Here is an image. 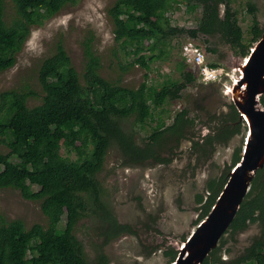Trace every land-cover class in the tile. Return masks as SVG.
Returning a JSON list of instances; mask_svg holds the SVG:
<instances>
[{
  "label": "trees",
  "instance_id": "1",
  "mask_svg": "<svg viewBox=\"0 0 264 264\" xmlns=\"http://www.w3.org/2000/svg\"><path fill=\"white\" fill-rule=\"evenodd\" d=\"M75 1L12 0L13 12L7 14L6 1L0 0V71L15 64L31 25L43 23L65 4ZM180 3L185 4L188 12L201 8L197 27L172 24L167 13ZM247 7L253 42L264 28L259 25L255 3L248 1ZM108 13L113 19L117 43L134 56L130 65L138 63L147 71L152 61L167 54L172 37L184 32L192 37L219 33L243 55L251 47L244 40L238 9L231 0H115ZM92 41L93 36L84 43L82 73L73 65L62 41L53 54L43 59L38 71L42 86L39 103L29 104V99L38 95L33 89L10 88L0 93V143L9 149L0 151V188L14 187L26 198L40 199L42 210L50 219L48 227L37 222L27 228L21 219L0 222V264H90L75 234L80 219L91 213L98 215L107 241L133 230L103 200L99 172L111 143L116 142L133 161H165L167 157L157 153L165 135L175 138L177 144L192 138L188 129L193 124L187 108L177 112L169 124L162 116L163 105L181 96L187 84L196 80L195 72L185 68L184 59L179 60L183 81L173 79L152 88L146 79L138 87H127L101 74V57ZM210 65L220 66L218 62ZM128 66L122 65V69ZM261 102L264 104V94ZM229 107L228 116L234 122L239 119V112L233 103ZM130 115L142 126L149 120L155 121L143 147L136 143L134 134L122 127L121 119ZM232 122L215 125V132L206 133L204 139H229L237 129L231 126ZM63 147L75 151L77 158L64 156ZM240 159L241 155L236 153L235 164ZM227 179L228 175H224L209 181V195L202 205L200 219L209 213ZM61 211L66 212L64 224L57 217ZM255 222L261 226V235L242 253L222 260L218 254L224 243L222 235L218 246L201 264H264V167L257 171L226 232L235 234ZM175 251L167 250L174 253L173 258ZM107 263L105 253L100 252L93 264Z\"/></svg>",
  "mask_w": 264,
  "mask_h": 264
},
{
  "label": "rangeland",
  "instance_id": "2",
  "mask_svg": "<svg viewBox=\"0 0 264 264\" xmlns=\"http://www.w3.org/2000/svg\"><path fill=\"white\" fill-rule=\"evenodd\" d=\"M5 1L7 14H10L13 12L12 0ZM114 1L68 2L43 23L31 25L29 36L16 54L15 64L0 71V93L10 88L33 89L38 95L32 96L29 104L39 103L42 86L38 71L43 59L53 54L59 41H62L73 65L82 73L84 43L91 36L93 48L101 57V74L127 87H138L146 79L152 88L173 79L185 80L179 60L183 59V43L191 38L201 44L208 63L218 62L226 70L245 57L219 33L192 37L184 32L172 37L167 54L152 61L149 71L138 63L130 65L134 56L127 53L114 37L113 19L108 13ZM248 1L255 3L259 25L264 28V0H231L232 6L238 9L244 40L251 46L254 41L250 31L252 19ZM223 13L224 5H221V15ZM200 14V7L188 12L183 3L167 13L173 25L185 28L197 27ZM122 65L129 66L123 70ZM185 68L195 72L196 80L187 84L181 96L163 105L162 116L169 124L177 112L187 108V116L193 124L188 129L192 138H184L177 144L175 138L165 135L157 147V153L167 157L165 161L150 158L136 162L124 154L116 142L111 143L99 172L103 200L118 219L133 230L107 241L98 215L91 213L80 219L75 234L82 242L90 264L96 262L100 252L105 253L107 264H172L179 246L202 220V205L209 195V181L229 176L235 165L236 153L242 156L248 124L241 118L232 122L228 116L231 111L229 104L233 103L231 96L225 93L222 83H204L197 65L186 63ZM261 106L264 107V104L261 103ZM223 121L232 122L234 128L237 126L232 136L227 140H205L206 133L215 132L214 126ZM154 123V120H149L142 126L133 115L121 119L124 130L134 134L136 143L141 147L145 146ZM8 150L0 143L1 152ZM61 152L64 156L77 158L75 151L69 152L65 147ZM57 217L64 224L66 212L61 211ZM14 219H21L27 228L37 222L45 227L50 224L40 199L26 198L14 187L0 188V222ZM260 235L261 226L257 222L250 223L235 234L228 231L224 234V243H221L218 254L222 260L228 261L242 253ZM170 249L176 250L175 258L174 253L167 252Z\"/></svg>",
  "mask_w": 264,
  "mask_h": 264
},
{
  "label": "water",
  "instance_id": "3",
  "mask_svg": "<svg viewBox=\"0 0 264 264\" xmlns=\"http://www.w3.org/2000/svg\"><path fill=\"white\" fill-rule=\"evenodd\" d=\"M227 71L220 78L204 83H222L240 118L247 122L244 150L240 161L230 170L211 210L179 246L172 264H201L204 261L218 246L220 238L235 218L257 171L264 167V107L261 106V96L264 94V30L245 57Z\"/></svg>",
  "mask_w": 264,
  "mask_h": 264
},
{
  "label": "built area",
  "instance_id": "4",
  "mask_svg": "<svg viewBox=\"0 0 264 264\" xmlns=\"http://www.w3.org/2000/svg\"><path fill=\"white\" fill-rule=\"evenodd\" d=\"M182 54L186 63L199 67V75L204 82L220 78L222 75L228 73L223 66H211L206 61L203 47L194 38L188 39L183 43ZM237 78L238 76L234 77L232 82ZM229 85L230 83L227 84V88H229Z\"/></svg>",
  "mask_w": 264,
  "mask_h": 264
},
{
  "label": "flooded vegetation",
  "instance_id": "5",
  "mask_svg": "<svg viewBox=\"0 0 264 264\" xmlns=\"http://www.w3.org/2000/svg\"><path fill=\"white\" fill-rule=\"evenodd\" d=\"M207 85H211V84H207ZM239 118H240V116H239Z\"/></svg>",
  "mask_w": 264,
  "mask_h": 264
}]
</instances>
